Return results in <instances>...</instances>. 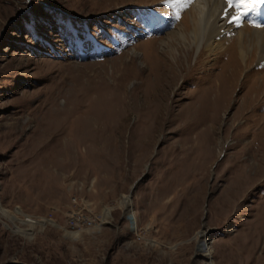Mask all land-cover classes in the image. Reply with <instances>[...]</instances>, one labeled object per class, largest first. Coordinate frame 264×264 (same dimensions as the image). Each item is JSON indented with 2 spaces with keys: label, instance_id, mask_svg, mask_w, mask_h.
<instances>
[{
  "label": "rangeland",
  "instance_id": "obj_1",
  "mask_svg": "<svg viewBox=\"0 0 264 264\" xmlns=\"http://www.w3.org/2000/svg\"><path fill=\"white\" fill-rule=\"evenodd\" d=\"M197 1L0 0V264H264V60L158 71Z\"/></svg>",
  "mask_w": 264,
  "mask_h": 264
},
{
  "label": "bare ground",
  "instance_id": "obj_2",
  "mask_svg": "<svg viewBox=\"0 0 264 264\" xmlns=\"http://www.w3.org/2000/svg\"><path fill=\"white\" fill-rule=\"evenodd\" d=\"M189 3H190V1H189ZM257 3L258 2H256L253 5L259 6ZM232 17H235V16L227 8V5L223 2V0H198L197 3L195 5H193L192 10L188 14V16L185 17L186 18L185 19L186 27H184V25H183L184 22H183L180 27L176 28L174 31L167 34L168 38L161 39V40H163V42L162 41L161 42L164 44L165 51L167 52L166 55L167 56L169 55L170 57H172L171 60L173 63H171L170 66H168V67H164V65L161 64V67H160L161 69L158 70L159 69V66H158L157 70L160 72L163 71L162 73L165 75L167 74L168 76L173 75V74L175 75V77H176V75L179 76V72H177V70L180 69L179 63H183V64H185V66L187 65V67L190 68L188 66L189 63L187 60L189 59L191 52L195 51L197 49L200 51V54L204 52V54H206V56H207L206 58H208V59L211 58L212 56H215L218 53L220 56L225 54L227 56V59L229 60L228 61L229 64L232 63V65H233L237 61V65L235 64V66L234 65L229 66V64H228V66H226V68H224L226 71V73H225L226 75L223 76L222 80L224 81L225 84H228V85H234V84L238 83L239 79H238L237 74L240 73L239 71L242 69L241 67L247 68L248 66L251 65L250 62H252V60H255V61L257 60L258 62H261L264 60V29L263 28L260 29L261 28L260 27L258 29L253 30V31H246V28L237 30L236 26L234 24H236V25L239 24V20H236L234 22V24H231L230 21L232 20L231 19ZM240 22H242V21H240ZM256 23H258V22H256ZM242 26H243V24H242ZM180 45L182 47L178 48ZM177 49H186V50L188 49L187 52L184 53L186 60H183V62L178 59V57H180L181 55L178 53ZM252 49L253 50L255 49V51L252 52V56L251 57L249 56L250 57L249 58L248 54ZM235 53H237L238 57H235L236 56ZM216 59H218V58H216ZM242 61L245 62L244 63L245 65L243 64V66L239 67V65H240L239 63L240 62L242 63ZM189 62H190V60H189ZM198 64L196 63V65H198ZM154 68H155V65H154ZM234 72H238V73H234ZM184 73H185V71H184ZM191 73H193V72H191ZM161 74L156 72V75L155 74L154 75L156 76V79H157V78L161 77ZM222 74H224V72ZM179 77L181 78V76H179ZM175 81H177V80H175ZM221 85H222V81L214 84V89H215L214 94L216 96H215L214 100L212 101V103L216 101V97L221 98V95H222L221 94V91H222ZM228 85L226 87H228ZM152 87H154V86L152 85ZM229 89H231V86ZM225 90H226V88H225ZM227 93H229V92L227 91ZM151 94H153V96H154V92H152ZM162 96H164V95L162 94ZM228 100H227V103H228ZM219 102H221V101H219ZM223 102H222V106H223ZM157 103L159 104V102H157ZM194 106H196V105H194ZM225 110H226L225 107L220 108V106H217V108L214 110V112L215 113L217 112V114L219 115L220 113H223ZM78 142H79V144L77 142H75V143L72 142V140L71 141L66 140L64 142V145L66 144L65 146L68 147L67 143L68 144L71 143L73 145V148L74 147L77 148L78 146L81 145L80 140H78ZM69 148H71V145L69 146ZM56 172H57V170H56ZM202 236L203 235H201V237ZM202 238L204 239L203 240L204 242L201 245L203 248H205V245H207V242H206L207 239L205 238V236Z\"/></svg>",
  "mask_w": 264,
  "mask_h": 264
},
{
  "label": "built area",
  "instance_id": "obj_3",
  "mask_svg": "<svg viewBox=\"0 0 264 264\" xmlns=\"http://www.w3.org/2000/svg\"><path fill=\"white\" fill-rule=\"evenodd\" d=\"M83 217V216H82ZM86 220L85 218H80L79 216H77V218H72L71 219V222H72V225L75 227V226H78V223H84Z\"/></svg>",
  "mask_w": 264,
  "mask_h": 264
},
{
  "label": "snow or ice",
  "instance_id": "obj_4",
  "mask_svg": "<svg viewBox=\"0 0 264 264\" xmlns=\"http://www.w3.org/2000/svg\"><path fill=\"white\" fill-rule=\"evenodd\" d=\"M231 19L233 22H235L237 19H239V17H232Z\"/></svg>",
  "mask_w": 264,
  "mask_h": 264
},
{
  "label": "water",
  "instance_id": "obj_5",
  "mask_svg": "<svg viewBox=\"0 0 264 264\" xmlns=\"http://www.w3.org/2000/svg\"><path fill=\"white\" fill-rule=\"evenodd\" d=\"M132 197H133V196H132V194H131V195L129 196V199L131 200V199H132Z\"/></svg>",
  "mask_w": 264,
  "mask_h": 264
}]
</instances>
